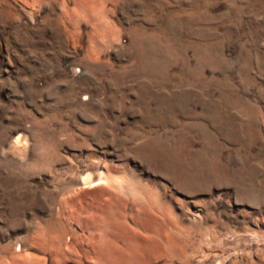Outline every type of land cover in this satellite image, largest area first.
I'll use <instances>...</instances> for the list:
<instances>
[{
    "label": "rangeland",
    "instance_id": "374dc122",
    "mask_svg": "<svg viewBox=\"0 0 264 264\" xmlns=\"http://www.w3.org/2000/svg\"><path fill=\"white\" fill-rule=\"evenodd\" d=\"M0 264H264V0H0Z\"/></svg>",
    "mask_w": 264,
    "mask_h": 264
},
{
    "label": "bare ground",
    "instance_id": "6f19581e",
    "mask_svg": "<svg viewBox=\"0 0 264 264\" xmlns=\"http://www.w3.org/2000/svg\"><path fill=\"white\" fill-rule=\"evenodd\" d=\"M99 175V174H98ZM107 179L109 180L110 182L112 181V183L116 186L119 184V179L117 176L115 175H112V174H107V175H103V176H100L98 177L99 180H102V179ZM97 180V178H93L92 175L90 173H86V174H83L81 177H80V181L81 183H84V184H94V182ZM121 180V179H120ZM104 182V181H103ZM96 183V182H95ZM111 184V183H110ZM119 187V186H118Z\"/></svg>",
    "mask_w": 264,
    "mask_h": 264
}]
</instances>
